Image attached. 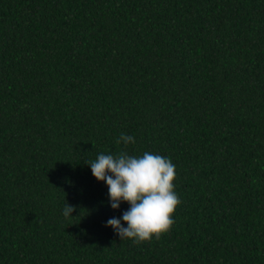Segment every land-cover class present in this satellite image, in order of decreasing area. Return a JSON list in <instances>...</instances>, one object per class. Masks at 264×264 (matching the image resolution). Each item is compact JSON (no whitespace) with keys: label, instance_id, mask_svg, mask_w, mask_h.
Here are the masks:
<instances>
[{"label":"trees","instance_id":"16d2710c","mask_svg":"<svg viewBox=\"0 0 264 264\" xmlns=\"http://www.w3.org/2000/svg\"><path fill=\"white\" fill-rule=\"evenodd\" d=\"M121 151L175 165L159 239L105 227ZM0 264H264V0H0Z\"/></svg>","mask_w":264,"mask_h":264},{"label":"clouds","instance_id":"9594fccd","mask_svg":"<svg viewBox=\"0 0 264 264\" xmlns=\"http://www.w3.org/2000/svg\"><path fill=\"white\" fill-rule=\"evenodd\" d=\"M121 142L127 146L134 144L135 139L121 134L116 143ZM86 164L93 177L108 187V203L113 210L122 202L130 205L121 217L110 218L105 224L120 240L130 238L134 244H140L153 237L159 239L174 223L171 216L181 201L173 191L175 165L168 158L148 152L136 157L121 151L115 156L99 154ZM74 211L76 206L66 203L63 216L72 217L70 214Z\"/></svg>","mask_w":264,"mask_h":264}]
</instances>
